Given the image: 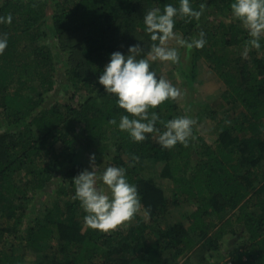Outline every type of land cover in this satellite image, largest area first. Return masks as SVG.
Here are the masks:
<instances>
[{"label": "trees", "instance_id": "1", "mask_svg": "<svg viewBox=\"0 0 264 264\" xmlns=\"http://www.w3.org/2000/svg\"><path fill=\"white\" fill-rule=\"evenodd\" d=\"M166 3L179 0H0V16L13 18L0 24V264H264V47L242 57L248 33L232 0H206L199 21L176 22L179 36L204 31L207 44L181 47L173 64L186 101L154 111L195 118L188 144L166 149L155 134L137 143L109 123L127 113L99 76L115 51L140 43L147 55L143 16ZM205 66L226 87L208 106L195 97ZM152 67L163 75V62ZM59 74L70 103L54 100ZM92 154L98 172L126 168L141 196L140 212L108 233L88 227L73 198ZM53 184L55 196L39 198ZM184 203L193 210L172 221Z\"/></svg>", "mask_w": 264, "mask_h": 264}, {"label": "clouds", "instance_id": "2", "mask_svg": "<svg viewBox=\"0 0 264 264\" xmlns=\"http://www.w3.org/2000/svg\"><path fill=\"white\" fill-rule=\"evenodd\" d=\"M232 16L248 33L244 42L242 57L247 58L252 49L264 47V0H232ZM207 10L206 0L198 8L192 0H179L178 6L166 3L149 8L143 16L145 31L150 34V51L142 55L144 45L129 46L128 53H111L109 62L99 76V84L108 94L116 97L117 105L127 114H121L119 122L109 121L121 131L127 132L134 142H143L149 134H155L161 147L172 149L177 144H188L197 120L190 115L174 117L162 121L158 106L168 100H176L181 90L163 75H158L153 62L180 63L177 47L168 46L170 40L187 49H202L207 44L204 31L189 39L182 38L175 31L178 19L199 21ZM12 15L0 16V24L12 23ZM7 34L0 35V54L8 47ZM158 122L163 130L157 127ZM138 161V156H133ZM96 156H90L91 171L84 169L72 182L75 186L74 199L80 202L85 212V224L101 232L108 233L131 221L141 210L142 202L138 187L129 181L127 170L121 166L108 165L98 172Z\"/></svg>", "mask_w": 264, "mask_h": 264}, {"label": "rangeland", "instance_id": "3", "mask_svg": "<svg viewBox=\"0 0 264 264\" xmlns=\"http://www.w3.org/2000/svg\"><path fill=\"white\" fill-rule=\"evenodd\" d=\"M168 46L170 47H177L180 50V46L176 43L175 40H170L168 42ZM163 75L167 76V79H169L176 87H178L182 95L180 96L179 100H181L182 103L186 101L185 99V93L184 90H182L181 87V81L178 76L177 71L173 68V63L171 62H163ZM62 74L58 75L57 81V91L54 94V100H61L66 101L67 103H70L69 97H66L65 92L63 90L62 86ZM200 83L195 85V97L197 99V103L199 105L202 104L203 106L208 105H214L217 102L221 100V94L226 90V87L224 84L217 80L216 75L213 74L212 71L208 67H202L200 69V76H199ZM70 96V95H69ZM207 123V124H206ZM199 129L203 133H207L209 131L210 127H213V124H211V121L203 122L198 125ZM160 170V169H159ZM156 183L158 185H161L163 188H165L167 195L171 196V185L168 180H161L158 177L156 178ZM56 189V185H49L47 189L42 192L39 196V198L43 199L44 201L50 200L51 197L55 196L54 190ZM50 197V198H49ZM193 206L190 203H184L182 208L176 210L173 212V217L171 218L172 221H178L182 220L183 215L188 213V211H192ZM34 258L31 256H28L25 264H34Z\"/></svg>", "mask_w": 264, "mask_h": 264}]
</instances>
